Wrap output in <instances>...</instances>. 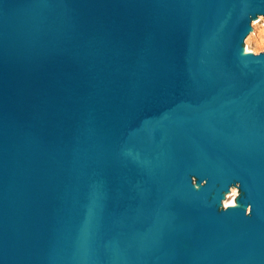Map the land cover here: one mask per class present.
Here are the masks:
<instances>
[{
    "label": "water",
    "instance_id": "95a60500",
    "mask_svg": "<svg viewBox=\"0 0 264 264\" xmlns=\"http://www.w3.org/2000/svg\"><path fill=\"white\" fill-rule=\"evenodd\" d=\"M260 21L264 0H0V264H264Z\"/></svg>",
    "mask_w": 264,
    "mask_h": 264
},
{
    "label": "rangeland",
    "instance_id": "374dc122",
    "mask_svg": "<svg viewBox=\"0 0 264 264\" xmlns=\"http://www.w3.org/2000/svg\"><path fill=\"white\" fill-rule=\"evenodd\" d=\"M255 26L257 34L253 38L249 47L247 48V53L258 54L264 51V21L255 22ZM236 194L238 195V190H236Z\"/></svg>",
    "mask_w": 264,
    "mask_h": 264
},
{
    "label": "bare ground",
    "instance_id": "6f19581e",
    "mask_svg": "<svg viewBox=\"0 0 264 264\" xmlns=\"http://www.w3.org/2000/svg\"><path fill=\"white\" fill-rule=\"evenodd\" d=\"M247 53V51H246ZM237 194L236 192L233 194V196L231 197L232 199L230 201H228V203L226 204V207L227 206H237V203L235 201V198H236Z\"/></svg>",
    "mask_w": 264,
    "mask_h": 264
}]
</instances>
